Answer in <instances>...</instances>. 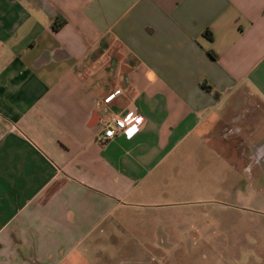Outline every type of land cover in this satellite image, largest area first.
Returning <instances> with one entry per match:
<instances>
[{"label": "crops", "instance_id": "crops-1", "mask_svg": "<svg viewBox=\"0 0 264 264\" xmlns=\"http://www.w3.org/2000/svg\"><path fill=\"white\" fill-rule=\"evenodd\" d=\"M263 9L0 0V264H88L120 219L183 197L200 153L264 169ZM132 106L138 132L100 144L102 117Z\"/></svg>", "mask_w": 264, "mask_h": 264}, {"label": "rangeland", "instance_id": "rangeland-1", "mask_svg": "<svg viewBox=\"0 0 264 264\" xmlns=\"http://www.w3.org/2000/svg\"><path fill=\"white\" fill-rule=\"evenodd\" d=\"M198 158L183 197H167L162 214L120 219L88 264H264V169L241 153Z\"/></svg>", "mask_w": 264, "mask_h": 264}, {"label": "built area", "instance_id": "built-area-1", "mask_svg": "<svg viewBox=\"0 0 264 264\" xmlns=\"http://www.w3.org/2000/svg\"><path fill=\"white\" fill-rule=\"evenodd\" d=\"M123 94L122 88H113L104 95L102 104L108 106ZM142 123V116L138 113L136 106L129 107L120 113L108 114L101 119L102 130L97 141L100 144H106L119 134L130 138L138 132Z\"/></svg>", "mask_w": 264, "mask_h": 264}, {"label": "trees", "instance_id": "trees-1", "mask_svg": "<svg viewBox=\"0 0 264 264\" xmlns=\"http://www.w3.org/2000/svg\"><path fill=\"white\" fill-rule=\"evenodd\" d=\"M263 15H264V9H263ZM53 28L56 29V28H57V25L54 24V25H53ZM214 96H215V97L218 96L217 93H214Z\"/></svg>", "mask_w": 264, "mask_h": 264}]
</instances>
